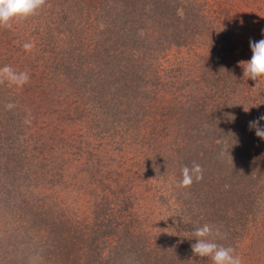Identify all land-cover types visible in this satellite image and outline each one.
<instances>
[{
	"label": "trees",
	"instance_id": "16d2710c",
	"mask_svg": "<svg viewBox=\"0 0 264 264\" xmlns=\"http://www.w3.org/2000/svg\"><path fill=\"white\" fill-rule=\"evenodd\" d=\"M97 1L103 23L96 21L102 25V38L86 50V56L91 58H76L82 52L76 54L79 45L70 41V48L63 52L68 58L62 73L76 84L80 94L81 91L88 93L84 112L92 114L93 132L99 135V139L106 136L117 140L119 152L114 147L110 155L113 158L117 151L113 161L119 165L127 164L130 171L134 170L129 178L131 181L142 174L145 178L161 175L170 180L172 195L177 199L176 213L180 225L174 233L153 238L143 228L135 208V197L124 188L125 182L119 177L112 178L111 174L100 179L107 193L99 196L93 194L92 188L90 196H85L83 207L86 214L84 210L81 214L78 209L72 215L67 212V204L59 206L58 202L23 189L22 186L37 180L28 176L23 178L18 172L31 169L36 163L24 162L25 153L15 148L19 137L14 127L5 125L4 121L0 122V191L5 188L4 201L10 198V209L17 214L14 208L17 211L19 208V214L13 227L5 231L1 239V255L12 257L10 260L7 257L1 264H213L211 259L193 254L191 245L196 240L192 233L196 228L210 224L223 236L215 242L234 248L244 227L256 215L257 201L264 192V169L260 160L264 139L256 136L249 122L257 119V113L252 107L242 112V107L239 110L231 102L228 109L225 103L229 86L220 82L218 87L213 85L198 96L188 95L190 98L186 101L175 96V102L162 106L163 114H160V121L156 120L158 124L168 122L164 126L166 132L155 130L152 135L146 134L142 130L143 121L147 120V115L159 112L156 101L153 97H148L147 101L146 94L141 92L138 81L146 77L145 70L124 67L121 63L130 60L128 55L133 52L128 49L136 51L147 43L149 38L141 35V30L147 28L143 23L147 19L159 18L162 9L151 7L153 12L143 11L145 5L136 9L140 8L138 5L146 4V0ZM73 10L78 15L84 8L74 6ZM82 16L83 13L79 17ZM166 21L165 25L169 26ZM105 35L107 37L103 38ZM176 37L168 44H176ZM123 50L127 52L122 54ZM56 64L59 65L58 60ZM152 78H157L153 86L156 89L159 77ZM210 91L214 94L211 95ZM142 108L147 112L137 114L132 111ZM172 116L174 120L168 121ZM263 122L261 120L260 125H264ZM123 123L128 126L126 130L121 129ZM140 130L142 138L147 136L142 139H147L146 143L138 138L137 131L140 133ZM4 131L11 141L8 138L2 140ZM103 142L100 140V145ZM122 144L135 148L124 149ZM89 146L90 143L87 144L88 152ZM33 149L40 154L47 146L34 145ZM29 159L32 160L31 154ZM102 161V157L96 159L99 173ZM194 162L202 166L203 180L194 181L187 188L177 187L182 180V168L191 167ZM13 163L19 166L16 174H11L10 165ZM43 166L36 169L43 170ZM125 169L129 174L127 166ZM7 177L13 178L21 188L12 191L6 187ZM90 185L92 187L94 181Z\"/></svg>",
	"mask_w": 264,
	"mask_h": 264
},
{
	"label": "rangeland",
	"instance_id": "374dc122",
	"mask_svg": "<svg viewBox=\"0 0 264 264\" xmlns=\"http://www.w3.org/2000/svg\"><path fill=\"white\" fill-rule=\"evenodd\" d=\"M146 1V4H140V8L136 9L145 5L143 11L151 12V7H156L157 10L162 9V13L158 11L159 18L147 19L143 23L147 28L141 30V35L149 38L147 43L136 51L128 49L133 54L128 55V62L121 63L124 67L145 70L146 77L138 81L141 92L146 94L147 101L148 97H153L156 101L159 112L145 117L148 124L143 121L142 130L146 134L152 135L151 132L155 130L159 133L166 132L164 126L168 122L164 125L156 123V120L160 121L162 106L170 101L175 102V96L180 101H186L190 98L188 95L198 96L201 91H208L213 85L218 87L220 82L229 86L225 103L228 109L235 104L234 107L239 110L242 107V112L245 108L249 110L252 107L257 118L264 114V79L255 87L257 82L244 78L243 69L238 63L251 59V42L264 39V0ZM74 6L84 8L83 12L76 15ZM99 13L97 0H46L38 14L24 21L13 22L11 29L0 28V67L10 65L17 71H27L30 76L29 82L22 88L0 85V122L5 121V125L14 127V132L19 137L15 148L18 152L25 153L24 162L36 163L31 169L18 172L23 178L28 176L37 180L22 186L23 189L38 194L40 198L47 197L58 202L59 206L67 204V212L72 215L78 209L82 214L83 210L85 212V196H90L92 188L93 194L102 196L107 193L108 190L100 179L101 176L111 174L112 178L119 177L125 182L124 188L135 197V208L140 214L143 228L153 238H159L168 232H176L180 225L176 213L177 199L172 195L170 180L161 175L145 178L142 174L131 181L132 178H129L134 170L130 171L125 163L119 165L113 161L119 152L116 149L119 145L117 140L106 136L102 140L93 132L90 120L93 119L92 114L84 112L88 93L81 91L80 94L76 84L62 73L63 64L68 58L63 52L70 48V41L79 45L76 54L82 52L76 58H84L86 50L102 38V25L96 21L102 22ZM166 19L169 26L165 25ZM158 20L161 22L159 26ZM174 36H177V43L168 44L171 38L175 39ZM106 37L107 35L103 38ZM25 43H33L35 47L30 52L25 51ZM167 45L169 46L164 49ZM95 51L97 55V50ZM126 52L127 50H123L122 54ZM57 60L59 65L56 64ZM152 76L159 77L156 89L153 86L157 78ZM82 84L85 83H79ZM211 91L210 94L213 95L214 92ZM8 104L14 106L8 109ZM142 109L132 111L137 114L147 112V109ZM173 120V116L168 119L170 122ZM127 128L125 123L121 125L122 130ZM170 128L172 130L173 125ZM137 133L140 135V142L146 143L147 139H142L147 136L142 138L141 130ZM3 134L2 140L7 141L8 138L9 141L8 134L5 131ZM100 140L104 141L102 145ZM89 143L90 152L87 147ZM34 145L47 146V149L39 154L33 149ZM122 145L124 149L135 148L128 144ZM114 147L118 152H114L112 158L110 154H113ZM261 150L260 160L264 169V146ZM29 154L32 160L29 159ZM98 157L103 160L100 173L99 165L97 170L96 164ZM42 165L43 170L36 169ZM126 166L130 175L126 172ZM18 167L16 163L10 165V169H13L11 174H16ZM93 181L94 185L91 187L90 183ZM6 187L12 188V191L21 188L14 183L13 178L8 177ZM5 193L7 194L3 187L0 191V244L4 232L13 227L19 214V208L18 211L14 208L17 214L10 209V198L4 201ZM9 196L11 197L10 194ZM260 197L255 217L244 227L234 247L242 257L243 264H264V192ZM1 252L0 264L7 257L9 260L12 258L3 253L1 255Z\"/></svg>",
	"mask_w": 264,
	"mask_h": 264
},
{
	"label": "clouds",
	"instance_id": "9594fccd",
	"mask_svg": "<svg viewBox=\"0 0 264 264\" xmlns=\"http://www.w3.org/2000/svg\"><path fill=\"white\" fill-rule=\"evenodd\" d=\"M46 0H0V28L11 29L13 22H20L38 14L44 7ZM252 57L247 61H239L243 69V77L256 81L255 87L261 79H264V39L250 43ZM35 45L25 43L23 48L30 52ZM30 76L27 71H17L10 65L0 67V85L23 87L29 82ZM14 105L8 104L11 109ZM245 111H248L245 109ZM264 120V114L254 121H250V129H255L257 137L264 139V127H260V121ZM182 180L177 187H190L194 181L203 180V168L198 163H193L191 167L182 168ZM183 220V217H181ZM184 222V220H183ZM192 237L196 242L191 245L192 252L200 258L207 257L213 264H243L242 257L236 253L233 247H225L215 242L217 238H223L220 230L210 224H204L196 228Z\"/></svg>",
	"mask_w": 264,
	"mask_h": 264
}]
</instances>
